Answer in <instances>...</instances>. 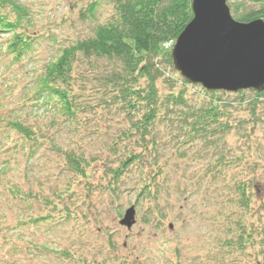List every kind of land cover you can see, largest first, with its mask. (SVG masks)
I'll list each match as a JSON object with an SVG mask.
<instances>
[{"label": "rangeland", "instance_id": "rangeland-1", "mask_svg": "<svg viewBox=\"0 0 264 264\" xmlns=\"http://www.w3.org/2000/svg\"><path fill=\"white\" fill-rule=\"evenodd\" d=\"M14 1L29 11L31 47L12 63L4 54L9 35H0V264H261L256 234L264 202L260 184L249 212L229 203L228 187L211 183L210 146L177 124L168 120L156 127L158 165L163 167L154 181L157 200L140 195L145 177L139 165L113 183L106 171L118 162L105 146L130 123L120 105L110 104L112 95L104 101L98 91L96 78L107 74L106 61L77 66L76 100L84 109L72 122L56 107L35 101L34 83L42 68L62 48L92 37L96 27L112 20L113 0ZM227 4H243L245 11L262 7L251 0ZM157 63L163 72L157 84L161 96L173 87L174 93L185 92L189 106L207 103L201 87L184 86L165 59ZM221 98L233 127L229 154L241 159L228 175L256 174L263 180L264 98L257 99L253 91ZM16 121L32 128L34 145L8 130L7 124ZM71 152L85 159L84 177L65 169L63 153ZM132 206L135 224L127 230L119 221ZM239 221L254 224L246 228L252 238L242 250L235 241Z\"/></svg>", "mask_w": 264, "mask_h": 264}, {"label": "trees", "instance_id": "trees-1", "mask_svg": "<svg viewBox=\"0 0 264 264\" xmlns=\"http://www.w3.org/2000/svg\"><path fill=\"white\" fill-rule=\"evenodd\" d=\"M251 1L262 3V7L258 11H245L243 4L229 5L236 21H264V0ZM113 5L112 20L96 27L92 37L62 48L59 55L42 68L34 83L35 101L52 105L54 109L56 107L62 116L72 122L84 109L81 102L76 100L79 95L75 90L74 78L77 66L82 61L89 65L91 60L106 61L109 69L107 74L96 78L101 82L98 91H102L104 101H107L108 95H112L108 99L110 104L120 105L130 123L126 131H122L105 146L118 162L115 169L108 168L106 171L113 183H119L129 167L139 165L145 177L140 195L157 200L159 189L154 181L161 176L163 167L158 165L162 157L158 149L156 127L169 120L186 130L193 139L210 146L211 167L208 170L211 172V183L226 185L230 194L229 203L249 212L252 198H256L259 192L264 197V178L259 180L256 174L243 178L228 175L238 169L241 159L239 156H230L227 146L233 127L228 121V114L224 112L226 106L221 95L225 92H207L201 88L207 103L196 108L189 106L185 92L174 93L171 87L166 95L161 96L157 86L163 72L155 67L160 59H165L172 66L171 44L192 18L190 0H113ZM94 11L95 4H92L88 9L91 17ZM29 16L27 8L16 1L0 0V35H9L4 54L10 56L12 63H18L31 47L28 30L32 23ZM80 76L81 73L77 75V81ZM182 84L189 85L185 80ZM254 96L257 99L264 98V92H254ZM163 111L169 112L166 114ZM7 127L33 145L37 141L32 128L23 123L10 122ZM51 146L53 151H60L54 142H51ZM63 155L65 169L84 177L87 166L83 156L74 152ZM148 170L154 171L153 176L147 173ZM259 209L263 213L256 234L260 237L259 255L261 264H264V202ZM253 225H245L243 221L238 223L240 234L235 241L241 250L252 238L246 228H252Z\"/></svg>", "mask_w": 264, "mask_h": 264}, {"label": "water", "instance_id": "water-1", "mask_svg": "<svg viewBox=\"0 0 264 264\" xmlns=\"http://www.w3.org/2000/svg\"><path fill=\"white\" fill-rule=\"evenodd\" d=\"M192 18L170 51L174 70L207 92H264V21H236L227 0H190ZM135 209L119 225L130 230Z\"/></svg>", "mask_w": 264, "mask_h": 264}]
</instances>
